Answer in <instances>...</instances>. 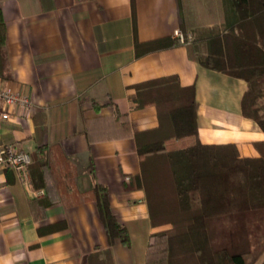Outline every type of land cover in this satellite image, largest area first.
<instances>
[{"label": "crops", "instance_id": "crops-1", "mask_svg": "<svg viewBox=\"0 0 264 264\" xmlns=\"http://www.w3.org/2000/svg\"><path fill=\"white\" fill-rule=\"evenodd\" d=\"M0 11L10 73L0 83L31 103L0 121V147L44 161L49 191L42 196L55 201L34 219L30 202L37 197L14 171L0 170V264H144V192L127 184L139 172L133 134L154 129L157 118L154 107L133 108L138 83L176 76L180 85H194L200 143L231 144L241 158L258 157L254 144L264 132L242 116L245 82L200 67L187 43L163 50L150 44L173 38L182 25L189 32L221 24L220 0H0ZM115 110L127 115L131 136L99 140L111 131ZM94 183L107 188L129 246L108 245L89 200ZM59 221L65 229L39 233Z\"/></svg>", "mask_w": 264, "mask_h": 264}, {"label": "trees", "instance_id": "trees-1", "mask_svg": "<svg viewBox=\"0 0 264 264\" xmlns=\"http://www.w3.org/2000/svg\"><path fill=\"white\" fill-rule=\"evenodd\" d=\"M220 5L221 24L189 32L182 25L184 43L173 37L150 44L157 50L180 46L189 34L190 57L200 67L245 82L242 116L264 132V0H220ZM9 78L0 11V79ZM132 90L133 108L154 107L157 118L154 129L133 134L139 172L127 184L144 192L150 223L144 264L253 263L264 250V141L254 144L256 158L239 157L231 144H201L195 86L180 85L176 76L144 81ZM111 128L97 138L131 136L127 115L117 110ZM85 134L91 141L89 130ZM28 174L33 189L49 191L44 161L31 160ZM42 195L30 202L34 219L55 203ZM89 200L96 205L108 245L118 241L129 246L128 231L110 207L107 188L94 183ZM65 228L66 222L59 221L38 231Z\"/></svg>", "mask_w": 264, "mask_h": 264}, {"label": "built area", "instance_id": "built-area-1", "mask_svg": "<svg viewBox=\"0 0 264 264\" xmlns=\"http://www.w3.org/2000/svg\"><path fill=\"white\" fill-rule=\"evenodd\" d=\"M173 37L178 39L181 43H184V36L180 31H174ZM190 40L191 37L188 34L186 43H189ZM16 108L29 110L31 108V103L28 97L0 83V121H8L12 111ZM30 163L31 158L28 153L15 151L8 147H0V170L11 169L14 171L20 184L37 197L41 195L43 191L35 190L32 187L28 174V166Z\"/></svg>", "mask_w": 264, "mask_h": 264}, {"label": "rangeland", "instance_id": "rangeland-1", "mask_svg": "<svg viewBox=\"0 0 264 264\" xmlns=\"http://www.w3.org/2000/svg\"><path fill=\"white\" fill-rule=\"evenodd\" d=\"M215 14H216V12H214V15ZM224 224H225V222H224ZM263 261H264V250H263L262 254L251 264H261Z\"/></svg>", "mask_w": 264, "mask_h": 264}]
</instances>
